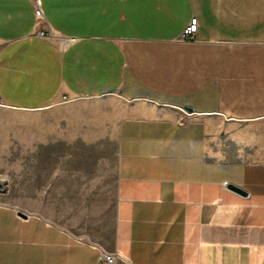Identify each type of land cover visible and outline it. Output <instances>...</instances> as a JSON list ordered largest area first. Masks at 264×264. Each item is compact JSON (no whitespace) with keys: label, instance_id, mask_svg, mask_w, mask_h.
I'll return each instance as SVG.
<instances>
[{"label":"crops","instance_id":"obj_1","mask_svg":"<svg viewBox=\"0 0 264 264\" xmlns=\"http://www.w3.org/2000/svg\"><path fill=\"white\" fill-rule=\"evenodd\" d=\"M0 103V264H264V0H0Z\"/></svg>","mask_w":264,"mask_h":264},{"label":"rangeland","instance_id":"obj_2","mask_svg":"<svg viewBox=\"0 0 264 264\" xmlns=\"http://www.w3.org/2000/svg\"><path fill=\"white\" fill-rule=\"evenodd\" d=\"M104 106V100H76L74 102L63 101L59 104L51 106L50 108L64 112L68 109L74 108H98ZM12 109L3 106L0 103V179H2V184L4 192L8 190V179H9V120L14 118L16 115L18 126H24L25 124H34L36 120L40 119L37 113H14ZM23 128V127H22ZM19 130V129H18ZM23 151V148H22ZM24 167V166H22ZM4 194V193H3ZM4 195L0 193V198Z\"/></svg>","mask_w":264,"mask_h":264},{"label":"built area","instance_id":"obj_3","mask_svg":"<svg viewBox=\"0 0 264 264\" xmlns=\"http://www.w3.org/2000/svg\"><path fill=\"white\" fill-rule=\"evenodd\" d=\"M196 30H197V18L193 16L192 18H190L188 24L183 29L180 39H184L186 37H193ZM36 34L42 38H46V37L52 38L53 37V35H51V33H48L45 29L37 30ZM3 192H4L3 185H0V193H3ZM99 261L103 264H115L116 255L102 253L99 256Z\"/></svg>","mask_w":264,"mask_h":264},{"label":"water","instance_id":"obj_4","mask_svg":"<svg viewBox=\"0 0 264 264\" xmlns=\"http://www.w3.org/2000/svg\"><path fill=\"white\" fill-rule=\"evenodd\" d=\"M184 109L188 110V111H191L192 109L188 106H184ZM231 189H233L234 191L238 192V193H241L243 195H245V192L243 190H241L239 187H236V186H230ZM19 215L22 216V217H25V214L23 212H19Z\"/></svg>","mask_w":264,"mask_h":264}]
</instances>
